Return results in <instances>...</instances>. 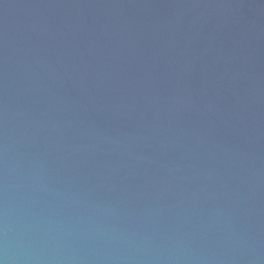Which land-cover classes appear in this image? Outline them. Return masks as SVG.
I'll list each match as a JSON object with an SVG mask.
<instances>
[{
	"label": "water",
	"instance_id": "water-1",
	"mask_svg": "<svg viewBox=\"0 0 264 264\" xmlns=\"http://www.w3.org/2000/svg\"><path fill=\"white\" fill-rule=\"evenodd\" d=\"M0 264H264V0H0Z\"/></svg>",
	"mask_w": 264,
	"mask_h": 264
}]
</instances>
